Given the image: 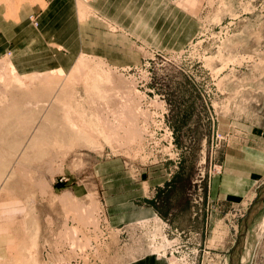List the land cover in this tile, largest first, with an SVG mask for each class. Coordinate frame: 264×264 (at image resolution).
Wrapping results in <instances>:
<instances>
[{"label":"rangeland","instance_id":"1","mask_svg":"<svg viewBox=\"0 0 264 264\" xmlns=\"http://www.w3.org/2000/svg\"><path fill=\"white\" fill-rule=\"evenodd\" d=\"M154 5L153 33L116 28L118 43L106 25L105 49L95 34L92 47L59 72L19 75L0 41V232L15 242L11 262L23 252L38 259L41 233L40 250L50 245L57 255L51 264L131 260L114 252L129 243H114L96 175L100 164L121 159L137 178L143 170L169 174L153 231L155 243L167 245L159 257L229 264L262 186L249 199L216 205L209 183L226 155L237 171L264 163V0ZM167 5L169 20L159 11ZM76 186L86 188L83 196L71 193ZM177 205L187 228L179 236ZM241 260L264 264V207ZM41 263L50 264L48 253Z\"/></svg>","mask_w":264,"mask_h":264},{"label":"crops","instance_id":"2","mask_svg":"<svg viewBox=\"0 0 264 264\" xmlns=\"http://www.w3.org/2000/svg\"><path fill=\"white\" fill-rule=\"evenodd\" d=\"M157 1L159 0H0L2 56L11 52L9 55L15 66L11 65L16 72L18 70L19 75L63 71L73 64L79 50L87 51L92 47L95 34L96 42L101 40V47L105 49L104 40L106 35L109 36L105 33L106 25L112 26V39L118 43L121 41L120 35L119 38L115 36L116 28L119 29L117 32L128 28L132 33H153V13L156 11L154 4ZM168 8V5L167 8L159 7V11L165 12V20H169ZM188 14L194 16L189 7ZM35 19L37 26L34 25ZM61 50L68 51L69 55L63 54ZM81 59L86 58L82 55L76 60L77 63ZM248 167L247 171L235 170L233 160L226 155L221 172L210 179V203L222 205L234 202V199H249L258 186L263 187L264 163L260 159L252 160ZM96 175L99 178L100 193L107 206L108 224L114 231V243H121L123 240L129 243L124 246L125 249L118 244L114 246L117 247L114 252L120 257L131 259L122 264H168V259L158 255V250L167 246L166 241L162 238V242L155 243L159 234H153V231L157 222L161 221L160 202L169 198V174L157 169L143 170L141 177L137 178L125 168L121 159H115L97 166ZM84 190L85 187L76 186L71 193L80 197L85 194ZM172 209L178 211L173 225L178 228L179 236L180 229H187L183 222L185 216L180 211V206ZM170 213L171 210L168 215ZM63 221L56 220V225L62 226ZM166 225L164 222V226ZM42 241H47V235L43 239L41 233L40 248ZM14 243L9 230L0 232V264H14L16 260V264H42L41 258L47 253L50 264L51 258L57 259L49 245L47 250L39 248L38 259L30 262L32 256L23 252V255L19 253L18 258L11 262L10 248L14 247Z\"/></svg>","mask_w":264,"mask_h":264},{"label":"water","instance_id":"3","mask_svg":"<svg viewBox=\"0 0 264 264\" xmlns=\"http://www.w3.org/2000/svg\"><path fill=\"white\" fill-rule=\"evenodd\" d=\"M264 207V185L259 190L257 198L249 208L247 215L242 221L240 232L237 238V242L230 254L229 264H241V258L244 251L245 242L248 236L249 229L254 222L257 215Z\"/></svg>","mask_w":264,"mask_h":264},{"label":"bare ground","instance_id":"4","mask_svg":"<svg viewBox=\"0 0 264 264\" xmlns=\"http://www.w3.org/2000/svg\"><path fill=\"white\" fill-rule=\"evenodd\" d=\"M246 243V242H245ZM244 248H245V246H244ZM241 262H242V260H241Z\"/></svg>","mask_w":264,"mask_h":264}]
</instances>
